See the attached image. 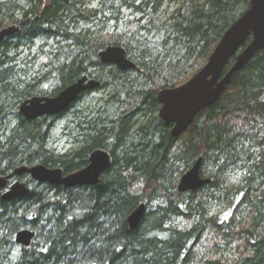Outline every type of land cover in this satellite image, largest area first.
Returning <instances> with one entry per match:
<instances>
[{"label":"trees","instance_id":"obj_1","mask_svg":"<svg viewBox=\"0 0 264 264\" xmlns=\"http://www.w3.org/2000/svg\"><path fill=\"white\" fill-rule=\"evenodd\" d=\"M168 1L174 7L164 22L156 18L163 0H144L136 7L134 2L127 7L140 15L137 30L110 33L103 23L77 32L80 22L92 23L102 13L86 10L87 0H0V30L19 28L0 43V176L36 165L68 175L85 168L95 150L111 158V167L94 187L68 190L27 175L12 178L8 186L22 182L29 190L20 199L0 196V264H230L210 253L196 259L210 228L221 236H242L241 246L250 254L242 252L235 264L264 263V50L234 74L220 99L199 112L178 138L158 117L140 122L159 111L160 90L183 85L205 65L250 0ZM41 38L55 45L33 73L43 47L31 59L19 48L22 42L33 47ZM107 47L123 48L135 68L101 64L98 53ZM82 77L100 83L93 91L113 90L97 111L84 115L74 110L91 91L59 116L34 121L19 116L24 101L54 97ZM115 103L125 110L118 112ZM72 110L63 130L70 147L57 152L49 146L53 122ZM199 158L200 176L210 183L179 193L181 176ZM233 174L240 178L230 183ZM211 200L227 208L237 200L229 223L222 226L207 216ZM141 204L144 214L130 230L127 218ZM242 206L253 217L233 233ZM24 229L35 232L36 239L12 261L14 236Z\"/></svg>","mask_w":264,"mask_h":264},{"label":"water","instance_id":"obj_2","mask_svg":"<svg viewBox=\"0 0 264 264\" xmlns=\"http://www.w3.org/2000/svg\"><path fill=\"white\" fill-rule=\"evenodd\" d=\"M19 28L16 26L0 30V43L13 37ZM250 41L248 42V40ZM264 50V0H250L248 9L223 33L205 65L186 83L157 93L159 104L158 118L166 127H170V136L178 138L194 122L199 112L214 105L230 84L234 74L239 71L255 54ZM234 62L224 72L230 60ZM101 64L113 65L127 71L135 68L121 47H107L98 53ZM100 86L98 81L82 77L61 90L54 97H33L24 101L18 114L26 121L42 117H55L77 102L81 95ZM111 167V158L104 150L93 151L88 165L76 172L63 175L60 169H48L41 165L21 166L6 176H0V196L9 201L20 199L28 194V188L22 182H8L14 177L29 176L39 184L62 187L73 190L77 187L97 186L100 177ZM201 159L181 176L177 191L179 193L195 192L210 183L200 176ZM145 211V205H139L127 218L130 230L136 228ZM35 233L24 229L14 236V244L28 248ZM264 264V263H263Z\"/></svg>","mask_w":264,"mask_h":264},{"label":"rangeland","instance_id":"obj_3","mask_svg":"<svg viewBox=\"0 0 264 264\" xmlns=\"http://www.w3.org/2000/svg\"><path fill=\"white\" fill-rule=\"evenodd\" d=\"M88 5L86 10H101L102 13L97 16V19L92 23H83L80 22L78 24L77 32H83L85 30H95L102 27L103 24H107L106 30L110 33L112 32H135L138 26L135 24V21L140 18V15L136 13L133 9L127 7L134 3V7L138 6L144 0H87ZM174 7L173 3H170L168 0H163L162 8L158 11L156 18L160 21H165L172 8ZM118 10L116 12L115 10ZM117 18V21L115 20ZM144 22V21H143ZM103 23V24H102ZM143 24V23H142ZM177 34H173L172 38L176 37ZM181 41V40H180ZM14 42V41H13ZM12 42V43H13ZM178 42V41H177ZM55 42L52 40H45L43 38L36 40L33 43V47L29 46L28 43L22 42L19 48V52L22 51L26 57L28 56L31 59L32 55L35 52H39L40 48L43 47V57L39 59L36 63L35 68L33 69V73L38 71V68L41 64H44L48 59L46 53L50 48H54ZM30 50V51H29ZM113 90L111 88H107L105 90H98L91 92L88 96H86L76 107L74 110H78L82 112L84 115L91 113V111L95 112L101 108V106L109 99ZM114 109H117L118 112L125 110V107L119 103L114 104ZM73 110L63 117L56 119L53 122V128L51 131V136L49 140V146L56 150L57 152H62L65 149H68L71 143V138L68 135H64V127L65 125L72 119ZM158 117V112H154L153 115L148 114L146 117L141 119V123H151L155 118ZM9 128L14 124V117H10ZM170 131V130H169ZM240 178V174H233L230 177V183L237 182ZM237 205V200L233 201V205L231 208H227L226 204L222 202H217L216 200H211L207 206V216L213 217L217 219V222L220 225H225L224 222L229 223L230 219H232L233 209ZM239 216L236 218V222L232 223L233 233L239 231L242 228H245L246 225L250 224L251 218L253 215L249 211V208L246 206L240 207L238 209ZM241 222V224H240ZM260 231L264 233V216L262 221L260 222ZM210 231L203 234V237L200 240L199 246L196 249V259L200 260L204 254H209L212 257L222 256L225 260L230 264H235V262L239 259V255L242 256L245 251L247 254L248 247H242L244 241L242 240L241 235H233L228 232L225 236H221L222 234L218 233V229L210 228ZM217 244L218 247L214 246ZM19 247H15V253L13 255L12 261H15V258L18 255ZM248 253L247 255H249ZM246 256V255H245Z\"/></svg>","mask_w":264,"mask_h":264},{"label":"flooded vegetation","instance_id":"obj_4","mask_svg":"<svg viewBox=\"0 0 264 264\" xmlns=\"http://www.w3.org/2000/svg\"><path fill=\"white\" fill-rule=\"evenodd\" d=\"M13 184V183H12ZM25 184V183H24ZM11 185V184H10ZM9 185V186H10ZM26 185V184H25ZM27 187V186H26ZM84 187H88V186H84ZM28 188V187H27ZM29 190V189H28ZM32 231V230H31ZM35 233V232H34ZM36 239V233H35V237L33 238V240H32V243H33V241ZM32 243H31V245H32ZM30 245V246H31ZM30 246L28 247V248H30ZM15 247H16V245H15ZM17 247H19V246H17ZM21 247H19V249H20Z\"/></svg>","mask_w":264,"mask_h":264},{"label":"snow or ice","instance_id":"obj_5","mask_svg":"<svg viewBox=\"0 0 264 264\" xmlns=\"http://www.w3.org/2000/svg\"><path fill=\"white\" fill-rule=\"evenodd\" d=\"M46 251V250H45Z\"/></svg>","mask_w":264,"mask_h":264}]
</instances>
